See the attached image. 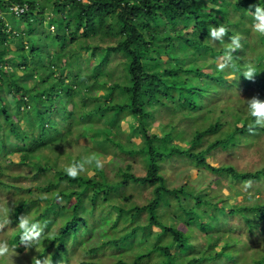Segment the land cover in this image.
Here are the masks:
<instances>
[{"label":"trees","instance_id":"1","mask_svg":"<svg viewBox=\"0 0 264 264\" xmlns=\"http://www.w3.org/2000/svg\"><path fill=\"white\" fill-rule=\"evenodd\" d=\"M24 1L26 11L8 14L11 4ZM45 3L51 5L49 12L43 9ZM256 5L264 6V0H0V188L19 196L11 222L18 224L25 213L47 226L39 244L27 249L28 264L33 257L47 258L49 264L66 260L68 245L83 244V235L95 227L87 215L96 206L105 208L102 223L109 230L84 250L94 254L108 246L107 256L113 259L81 264H202L201 259L216 251L206 247L213 246L210 233L219 229L221 209L216 211L225 207V200L244 195L246 203L231 201L227 209L245 223L255 210L264 212L259 194L264 184L225 194L213 192L209 184L170 185L163 172L164 162L180 157L226 177L231 187L264 178V166L240 170L232 161H211L215 149L246 141L253 122L245 113L247 100L218 102L212 86H238L240 80L254 90L251 98L264 100V37L251 32ZM220 24L229 29V36L243 37V49L233 53L236 68L225 72L217 70L216 61L224 45L209 40V26ZM224 40L230 42L228 36ZM116 54L117 77L108 67ZM248 62L258 70L252 80L243 76ZM230 74L235 75L233 83ZM161 107L173 112H167L163 134L151 125ZM117 123L126 130L125 141L114 131ZM257 130L264 129L257 128L255 135ZM82 138L89 143L86 154L94 146L111 145L138 158L145 172H133L132 161H118L115 152L113 159H105L103 170L91 167L69 178L64 167L82 153L72 155L66 146ZM62 157L68 163L59 164ZM110 168L112 177L107 174ZM25 175L41 179L27 186L20 179ZM144 188L151 193L139 202L125 193ZM195 231H205L204 245L191 241ZM20 235L14 227L7 238L19 252L24 248ZM129 250L133 253L127 256ZM219 253L213 254L212 264H231Z\"/></svg>","mask_w":264,"mask_h":264},{"label":"rangeland","instance_id":"2","mask_svg":"<svg viewBox=\"0 0 264 264\" xmlns=\"http://www.w3.org/2000/svg\"><path fill=\"white\" fill-rule=\"evenodd\" d=\"M44 11L49 12L51 10L50 3H45L43 7ZM12 22L11 19L9 21ZM52 29V26L50 27ZM58 30L63 33L64 29H62V26H59ZM252 32V31H251ZM211 55V54H209ZM119 60L120 55L116 54L108 63V67L114 68L115 71L113 72L114 75L117 77L119 74ZM218 62V60H216ZM91 58L87 59L86 64L90 65ZM228 81H232L235 79V75L233 74L228 75ZM233 79V80H232ZM235 81V80H234ZM236 82H240L239 80H236ZM220 83V82H219ZM220 84H214L212 86L214 98L218 99V101H221L222 99H227L230 104H233L232 102L236 100L237 98L242 99L241 104L245 103V100H248L249 98V92L254 91L252 88L248 89L247 91H241L240 86L234 85L231 87H225ZM234 90H237V95L235 96ZM219 91V92H218ZM167 112L169 111L165 107H161L159 111L155 113V118L152 121L151 125L158 131L161 130L160 134L164 133V126L166 121L169 120V116H167ZM177 113V112H176ZM108 115V113H107ZM131 116L127 117V119H130ZM229 119V117H227ZM189 119H184V122H189ZM126 124V123H125ZM127 127V125H125ZM183 126L186 127L187 130L191 129V126L189 124H184ZM73 130H76L75 127H73ZM114 131L117 133V135H120L122 137V141H125L124 136L126 135V130L123 129L122 125L117 123L114 126ZM158 131V133H159ZM181 131V130H180ZM183 131V129H182ZM182 131L180 133H182ZM184 133V131H183ZM187 134V133H185ZM190 135V134H189ZM187 135V137L189 136ZM213 136H211L212 138ZM176 142H178L176 140ZM76 143V144H75ZM184 145V142H182ZM89 145L87 140L84 138L78 140L73 143H69L66 146V150L68 153H71L72 155L79 152L82 153V155H85L86 152L85 147ZM240 145L242 146H232L227 149H215L213 153L211 154V161L214 165H219L224 162H231L236 165L240 170H255L257 168H260L264 166V130L257 131V134L250 133L248 135V139L246 141H243ZM204 144L197 147L202 148ZM119 150L116 147L108 146L106 149L102 148L100 146H94L92 149H90L88 152L91 153H98L105 159L110 160L113 159L114 154L117 152V160L125 163V162H131L132 165V171L136 173H144L145 168L143 167L142 163L139 161L138 158L135 156H129L126 153L118 152ZM65 157V156H64ZM64 157L59 159V164H65L68 163L67 160L64 159ZM113 162V160L111 161ZM113 168H116L117 163L112 165ZM93 169L96 170L93 166ZM163 172L168 179V183L174 186H178L180 183L186 182L187 185L195 184L196 186H207L210 187L212 191L221 190L223 193L227 194L229 190L233 189H241L246 190L247 188H253L256 184H264V178L260 180H254L250 179L251 185L246 186L243 182H239L238 184L235 183L233 187H231L229 182H227L226 177L219 176L211 173L209 170H205L199 167L193 166V164L186 158H175L171 157L168 161L163 163ZM109 177H112L114 174V171L109 169L107 172ZM31 175V174H29ZM29 175H25L21 179V184L31 186L36 181L40 180L41 177H29ZM219 176V177H218ZM210 179H213L215 182L210 183ZM132 193L133 200L134 201H141L145 197H148L150 195V189H143L141 191H138L137 189H129L125 193ZM231 192V191H230ZM123 194V193H121ZM260 197H263L264 199V189H262L260 192ZM19 196L16 194H13V189H5L0 188V206L5 207L6 205L13 210L14 205L18 201ZM71 199H74L73 196H71ZM227 202H223V205L226 207V210L229 212V209L227 207L232 206V203H241L245 202L244 195L241 194L239 196H236L232 198L230 201L225 200ZM6 204V205H5ZM10 204V205H9ZM84 204L86 206L89 205L87 201H84ZM239 205V204H237ZM105 208H100L99 206H96L93 212L88 216V220L90 223H93L95 227L91 231L90 234L83 235L84 241L83 244H77L73 243L68 245L69 251H68V262L67 259L64 260L62 264H81L82 260H95L99 258L98 260L108 263L113 258L109 255V247L105 246L104 249H102L100 252H95L94 254H88L84 249L96 244L98 242L99 238H105L107 235V231L109 230L108 225H105L102 223V214H104ZM221 208H219L216 212H218ZM223 210H220L217 213V217H221ZM11 213V212H10ZM25 214V213H24ZM240 215V214H239ZM241 216V215H240ZM10 219V216H9ZM144 215L141 213L140 220H144ZM245 230H243V234H235V229L233 227H227L223 226L222 224H218L219 229L212 230L210 235L213 237V240H210L213 243V246L211 247V244L208 243L206 250L214 249L216 250L213 254H215L218 251H222V253H219V255H222L224 258H226L229 263L231 264H255L258 262L259 259L264 257V230H257L252 231L254 228V221H250L249 223H245ZM17 221L11 222L10 225H8L4 231H0V240H7L9 233L12 231V229L17 227ZM264 227V223H263ZM251 230V231H248ZM54 231V230H53ZM194 231V230H193ZM101 232V233H100ZM207 235L205 234V231H195V235L193 236V240H191L193 243H198V245H204L207 240ZM215 238V239H214ZM239 239V240H238ZM246 241V242H245ZM246 243H249V246L246 245ZM254 246V248L252 247ZM18 248H22V246H18ZM198 249V248H197ZM254 250V251H251ZM258 251V253H256ZM19 253L18 256L13 257L14 264H28V255H30L25 249V247L21 250V252L17 251ZM26 252V253H25ZM131 253H133V250H129L127 253V256H130ZM212 255H207L203 259H201L202 264H212L215 257ZM5 264V262H4Z\"/></svg>","mask_w":264,"mask_h":264},{"label":"clouds","instance_id":"3","mask_svg":"<svg viewBox=\"0 0 264 264\" xmlns=\"http://www.w3.org/2000/svg\"><path fill=\"white\" fill-rule=\"evenodd\" d=\"M21 7L22 11L18 10L15 12L13 7ZM28 9V4L26 1L24 2H16L9 6L8 14L13 16H18L24 11ZM251 12V11H250ZM252 15V25L251 30L254 34H257L260 37H264V6L256 5L254 13L251 12ZM3 16V14H2ZM13 19V17H12ZM51 27V26H50ZM53 28V26H52ZM229 29L225 27L223 24L219 26H209V37L211 42L219 41L221 45H224L223 55L218 58L217 70L220 72H225L229 69L236 68V60L238 57H234L233 53L237 50L243 49V44L241 43L243 37L241 34L236 33L235 35H228ZM228 36L229 41L225 44L224 37ZM256 74H258L257 67L254 63L248 62L245 64L243 76L252 80ZM233 80V79H232ZM239 81V80H238ZM232 82V81H230ZM242 86H240L241 91H247L248 88L241 81ZM235 84H230L227 87L234 86ZM249 92V98L246 101L247 105V113L250 117L253 118V122H250L248 125V130L250 133H254L257 128L264 129V100H261L258 96H254L251 98L253 94ZM235 96L237 95V90H234L233 93ZM221 102V101H218ZM233 103V102H232ZM230 119V115H226V119ZM210 119L204 120V124L208 126ZM260 131V130H257ZM236 146V145H235ZM242 146V145H239ZM237 147V146H236ZM96 170H103L105 167V161L103 158L98 157L96 153L85 154L82 155L79 160H73L69 165L64 167V173L72 179L78 178L81 173H88L89 168L93 167ZM246 186L251 185V181L245 182ZM245 201L244 203H246ZM243 203V202H241ZM237 203V204H241ZM235 205V203H233ZM223 210L221 213V217H219L218 224H222L223 226L233 227L235 229V234H243V230H245V221L241 218L239 214L229 213L226 210V207L221 208ZM10 209L8 206L5 208L0 206V231H4V229L10 225L11 221L9 219ZM223 215H227V219H222ZM250 218L254 221V228L252 231L264 230V212L263 209H257L254 211V215L250 214ZM46 225H42L39 221H34L29 214H22L18 217V225L16 228L20 230V244L25 247V249L35 248L40 240L45 235ZM245 236V235H244ZM239 240V239H238ZM246 242V241H245ZM249 246V243H246ZM254 248V246H252ZM16 247L10 246L8 241L0 240V264H14L13 257L19 255L16 250ZM254 251V250H251ZM258 253V251H256ZM61 260H59L60 262ZM264 261V257H263ZM64 261H61L62 264ZM68 262V258H67ZM32 264H49L47 258L43 260L33 257Z\"/></svg>","mask_w":264,"mask_h":264},{"label":"built area","instance_id":"4","mask_svg":"<svg viewBox=\"0 0 264 264\" xmlns=\"http://www.w3.org/2000/svg\"><path fill=\"white\" fill-rule=\"evenodd\" d=\"M13 9L15 10V12H17L18 10H20V11L23 10V8H21V7H16V6H14Z\"/></svg>","mask_w":264,"mask_h":264}]
</instances>
